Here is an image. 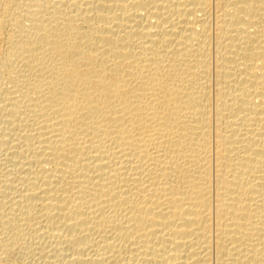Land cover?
I'll use <instances>...</instances> for the list:
<instances>
[{
  "label": "bare ground",
  "instance_id": "bare-ground-1",
  "mask_svg": "<svg viewBox=\"0 0 264 264\" xmlns=\"http://www.w3.org/2000/svg\"><path fill=\"white\" fill-rule=\"evenodd\" d=\"M0 264H264V0H0Z\"/></svg>",
  "mask_w": 264,
  "mask_h": 264
}]
</instances>
